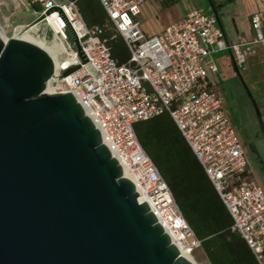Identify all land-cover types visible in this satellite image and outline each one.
I'll return each mask as SVG.
<instances>
[{
  "label": "built area",
  "instance_id": "built-area-1",
  "mask_svg": "<svg viewBox=\"0 0 264 264\" xmlns=\"http://www.w3.org/2000/svg\"><path fill=\"white\" fill-rule=\"evenodd\" d=\"M144 0H98L109 29L123 42L128 59L118 62L111 56L98 27L86 28L78 9L70 0H15L20 12L37 6L43 15L58 7L74 31L83 54L96 77L82 65L62 78L68 69L81 63L67 27L58 13L54 27L48 15L37 23V35L56 47L54 72L46 83L52 94L71 93L85 109L110 148V152L133 183L139 199L147 204L171 243L191 257L200 242L180 214L169 188L142 149L134 124L167 113L194 154L213 189L227 210L231 230L237 233L262 264L264 253V190L252 178L249 161L223 109V99L208 84L218 73L216 54L229 53L238 67L254 53L255 44L264 43L262 15L254 14V39L235 44L226 42L216 16L194 9L159 34L145 36L136 17ZM1 6V4H0ZM68 9L69 12L66 11ZM12 15V14H11ZM45 26L50 41L41 35ZM264 132V121H262Z\"/></svg>",
  "mask_w": 264,
  "mask_h": 264
},
{
  "label": "water",
  "instance_id": "water-1",
  "mask_svg": "<svg viewBox=\"0 0 264 264\" xmlns=\"http://www.w3.org/2000/svg\"><path fill=\"white\" fill-rule=\"evenodd\" d=\"M52 11L81 61L62 78L84 65L97 80L58 7L34 23ZM28 26L0 38V264H192L74 96L47 94L53 61Z\"/></svg>",
  "mask_w": 264,
  "mask_h": 264
},
{
  "label": "trees",
  "instance_id": "trees-1",
  "mask_svg": "<svg viewBox=\"0 0 264 264\" xmlns=\"http://www.w3.org/2000/svg\"><path fill=\"white\" fill-rule=\"evenodd\" d=\"M70 1L86 28L102 30L100 38L106 40L111 56L125 62L128 52L119 37L111 39L114 32L108 28L98 0ZM133 129L210 264H258L245 242L231 230L227 210L170 116L164 113L138 122Z\"/></svg>",
  "mask_w": 264,
  "mask_h": 264
},
{
  "label": "crops",
  "instance_id": "crops-1",
  "mask_svg": "<svg viewBox=\"0 0 264 264\" xmlns=\"http://www.w3.org/2000/svg\"><path fill=\"white\" fill-rule=\"evenodd\" d=\"M0 4L2 11L8 14L7 20L14 19V16L11 17L9 14V8L13 5V0H0ZM194 9L215 14L218 26L223 31L225 40L229 44H235L240 40L252 41L254 32L251 29V19L254 14H260L262 15L260 31L264 38V0H144L136 21L145 36H153L159 34L166 26L178 21ZM11 22L13 23V20ZM18 25H25V23H18ZM253 50L254 53L247 58L243 68L235 64L229 53L216 54L218 73L209 75L207 79L210 88L222 97L223 109L231 125L230 117L232 116L230 115L231 112L228 111V103H226L222 93L221 77L226 73L229 74L230 79L236 82V90L239 95H242V88L236 75H239L238 77L247 86L253 97L256 117L250 119L249 127L239 118L236 120V125L237 130L249 141L256 139L258 135L264 137L262 129V121H264V43L255 44ZM235 65L238 74L235 72ZM232 127L247 157L245 146L235 126L232 125ZM251 173L253 180L264 190V181L252 169ZM193 253L201 264H210L201 247L195 249ZM262 264H264V253Z\"/></svg>",
  "mask_w": 264,
  "mask_h": 264
},
{
  "label": "rangeland",
  "instance_id": "rangeland-1",
  "mask_svg": "<svg viewBox=\"0 0 264 264\" xmlns=\"http://www.w3.org/2000/svg\"><path fill=\"white\" fill-rule=\"evenodd\" d=\"M12 8L13 5L9 8V14H12L11 17L14 16V19L11 18L8 21V14L4 13L2 11V8L0 7V25L4 28L5 36L8 39L12 36L13 28L16 27L18 23L30 24L37 17V15H35L34 13L36 9L33 6H28L26 9H23L20 12ZM11 20H13V23L11 22ZM40 33L42 36L44 35L47 40L50 41V33L49 30L45 28V26H42L40 28ZM33 34L37 38L42 39L37 35L36 27ZM46 43L50 42L46 41ZM236 77L238 79L239 85L242 88V95H239L237 93L236 82L231 80L229 74L227 73L221 77V88L222 93L224 95V99L226 103H228V111L231 112L230 115L232 117H230V121L237 130L236 120L238 118L241 119L242 122L244 124H248L247 126L249 127V124L251 122L250 119L252 120L254 117H256V109L253 104V97L249 92L247 86L244 84L241 78L238 77V75H236ZM237 132L240 136L242 143L245 146L247 158L250 161L251 169L254 171V173L260 175V171L264 167V137L258 135L256 139L254 138L252 141H249L238 130ZM191 258L195 264H201L194 253L191 255Z\"/></svg>",
  "mask_w": 264,
  "mask_h": 264
},
{
  "label": "bare ground",
  "instance_id": "bare-ground-1",
  "mask_svg": "<svg viewBox=\"0 0 264 264\" xmlns=\"http://www.w3.org/2000/svg\"><path fill=\"white\" fill-rule=\"evenodd\" d=\"M66 11L69 12L68 9H66ZM54 17H55V15H52L51 17H49V15H48V21H49V24L51 25V27H54L55 23H57V21L55 20ZM34 30H35V26H31L26 30V32H28L35 39V41L37 43V47L42 49L46 54H48V56L51 58V60L54 61V55H53L54 52L53 51L56 49V47L54 45H52V43H46L45 40L39 39L36 36H34V34H33ZM0 38L3 41V43H6V41L8 40V38L5 36V30L1 25H0ZM46 92H47V94H52L48 86H46ZM83 110H84L86 117H88L90 119L87 111L85 109H83ZM101 140H102L103 145H105L110 150L108 144L105 142V140L102 137H101ZM112 156H113V154H112ZM123 176H124V178L130 180V178L127 176V174L125 172H123ZM177 250H178V252L182 258L186 259L187 261H189L192 264H195L193 262L192 258L186 253V251L184 249L177 247Z\"/></svg>",
  "mask_w": 264,
  "mask_h": 264
},
{
  "label": "flooded vegetation",
  "instance_id": "flooded-vegetation-1",
  "mask_svg": "<svg viewBox=\"0 0 264 264\" xmlns=\"http://www.w3.org/2000/svg\"><path fill=\"white\" fill-rule=\"evenodd\" d=\"M260 172L261 173H260L259 177L264 181V167H263V169H261Z\"/></svg>",
  "mask_w": 264,
  "mask_h": 264
}]
</instances>
